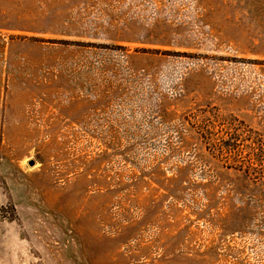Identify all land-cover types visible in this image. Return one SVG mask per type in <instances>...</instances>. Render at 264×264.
Wrapping results in <instances>:
<instances>
[{"label": "rangeland", "instance_id": "obj_1", "mask_svg": "<svg viewBox=\"0 0 264 264\" xmlns=\"http://www.w3.org/2000/svg\"><path fill=\"white\" fill-rule=\"evenodd\" d=\"M0 264H264V0H0Z\"/></svg>", "mask_w": 264, "mask_h": 264}, {"label": "water", "instance_id": "obj_2", "mask_svg": "<svg viewBox=\"0 0 264 264\" xmlns=\"http://www.w3.org/2000/svg\"><path fill=\"white\" fill-rule=\"evenodd\" d=\"M31 165H34V162H31Z\"/></svg>", "mask_w": 264, "mask_h": 264}]
</instances>
